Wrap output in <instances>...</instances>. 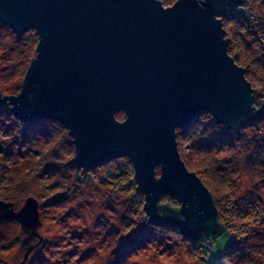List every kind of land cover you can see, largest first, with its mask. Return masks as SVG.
<instances>
[{
    "label": "water",
    "instance_id": "95a60500",
    "mask_svg": "<svg viewBox=\"0 0 264 264\" xmlns=\"http://www.w3.org/2000/svg\"><path fill=\"white\" fill-rule=\"evenodd\" d=\"M238 1L0 0L1 25L38 35L21 91L0 90V106L11 105L21 121L62 123L84 169L129 157L154 222L190 238L216 233L217 205L183 160L177 130L206 111L232 131L264 114L246 68L229 52L222 15ZM164 194L178 196L180 209L159 205ZM9 219L29 233L24 246L43 240L35 197L19 211L0 199V225Z\"/></svg>",
    "mask_w": 264,
    "mask_h": 264
},
{
    "label": "rangeland",
    "instance_id": "374dc122",
    "mask_svg": "<svg viewBox=\"0 0 264 264\" xmlns=\"http://www.w3.org/2000/svg\"><path fill=\"white\" fill-rule=\"evenodd\" d=\"M162 1L168 6L176 0ZM2 26L0 90L8 95L18 94L29 67L25 66L29 49L24 46L23 41L27 36L30 37L29 42L35 45V57L38 35L34 30L18 35L9 26ZM261 103L257 98L256 105L260 107ZM116 116L121 121L126 118L123 111ZM215 127L209 118L205 122L201 121L188 133L185 134L184 131L180 139L182 150L189 153L192 163L210 154L218 156L219 160H223L221 171L234 176L237 196H242L252 189L253 184L254 176L246 166L249 151L237 144L227 143L225 137L222 148L218 149L217 143L202 146L200 132L203 129L213 130ZM61 130L60 133L50 130L44 134L37 129L36 139L32 141L31 137L23 138L26 134L23 126L5 115L0 116V177L1 180L14 179L12 197L6 201L13 202L16 211L24 206L30 196L39 201L38 232L43 239H34L24 246L23 241L29 233L19 221L5 220L0 225V264H21L28 247L33 245L35 247L24 264H201L199 259L190 256L188 246L172 235L157 233H152L138 250L120 257V246H115L113 239L108 240L107 234L110 229L119 228L130 202H126L123 195L105 186L100 180L90 181L78 189H70L69 177L72 174L71 164L75 161V145L68 129ZM218 130L221 129L217 128L215 132ZM222 131L221 136L224 135V130ZM251 135L249 133V137ZM119 158H122L120 164L123 165H128L131 161L129 157ZM114 167V164L110 165L111 169ZM263 171L259 166L255 179H263ZM157 175L160 176V168H157ZM1 188L2 185L0 191ZM262 196L264 198V186ZM59 198H67V201L52 203ZM170 198V195L165 194L161 197L164 201H172ZM255 236L251 239L253 242L258 241ZM117 237L115 234L114 239ZM231 243L230 231L219 234L213 246L207 248L210 259L214 261ZM103 244L106 247L102 248Z\"/></svg>",
    "mask_w": 264,
    "mask_h": 264
},
{
    "label": "trees",
    "instance_id": "16d2710c",
    "mask_svg": "<svg viewBox=\"0 0 264 264\" xmlns=\"http://www.w3.org/2000/svg\"><path fill=\"white\" fill-rule=\"evenodd\" d=\"M222 18L229 39V52L241 66L246 68V76L252 82L257 92V98L262 101L261 106H264V0H239L229 6ZM29 40L30 37L27 36L23 41L24 46L29 49L25 58L27 67L35 54H33L35 45ZM3 95L8 94L3 93ZM2 115L23 126L26 131L23 138L31 137L32 141L36 139L37 129L38 132L44 134L50 130L53 133H60L61 128L67 129L62 123L52 119L45 118L33 122L21 121L15 117L9 104L0 106V116ZM209 118L221 130L216 133V127L207 131L203 129L199 134L202 146H213L217 143L219 149L227 141L231 145L237 144L249 151L246 166L254 176L253 184L252 189L247 190L242 196H237V182L234 176L221 171L223 160H219L218 156L210 154L202 160L192 163L189 153L182 150L180 139L184 131L185 134L188 133L201 121L205 122ZM222 130H224L223 136L220 134L223 132ZM177 131L180 136L178 144L183 160L190 170L197 172L201 177L217 205L220 228L216 233H204L190 238L183 234L178 227L154 222L151 215L145 210V195L138 188L132 161L128 165H123L120 164L122 158H115L111 162H108L109 160L102 161L90 169H84L76 161H73L71 164L72 174L69 177L70 189H78L90 181L100 180L105 186L123 195L126 202H130L119 228L114 227L107 234L108 240L113 239L115 246H120L118 249L120 257L138 250L152 233H157L172 235L177 241L188 246L190 256L199 259L201 264H263L264 198L262 187L264 178L257 180L255 177L259 166L264 170V114L258 122L242 124L239 129L232 131L225 123L220 122L206 111L186 126L178 128ZM249 133L252 134L251 137H249ZM224 137L227 140L224 141ZM112 164L115 167L111 169L110 165ZM97 171L99 172L97 173ZM0 184L2 185L0 197L9 200L12 197L11 190L14 188V179L3 178L1 180L0 177ZM170 199L172 201L160 199L159 205L170 204L174 211L179 210L182 205L180 198L171 196ZM66 201L67 198H59L53 200L52 203H65ZM224 231L231 232L232 243L213 261L210 259L207 248L213 246L215 238ZM115 234L118 235L116 239H114ZM124 235L127 236L126 240L122 238ZM254 235L258 237V241H252ZM104 247L106 245L103 244L102 248Z\"/></svg>",
    "mask_w": 264,
    "mask_h": 264
},
{
    "label": "clouds",
    "instance_id": "9594fccd",
    "mask_svg": "<svg viewBox=\"0 0 264 264\" xmlns=\"http://www.w3.org/2000/svg\"><path fill=\"white\" fill-rule=\"evenodd\" d=\"M197 3H198L201 7H204V5H205V0H197Z\"/></svg>",
    "mask_w": 264,
    "mask_h": 264
}]
</instances>
